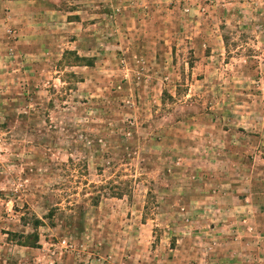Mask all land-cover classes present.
Instances as JSON below:
<instances>
[{
	"label": "rangeland",
	"instance_id": "obj_1",
	"mask_svg": "<svg viewBox=\"0 0 264 264\" xmlns=\"http://www.w3.org/2000/svg\"><path fill=\"white\" fill-rule=\"evenodd\" d=\"M0 264H264V0H0Z\"/></svg>",
	"mask_w": 264,
	"mask_h": 264
},
{
	"label": "trees",
	"instance_id": "obj_2",
	"mask_svg": "<svg viewBox=\"0 0 264 264\" xmlns=\"http://www.w3.org/2000/svg\"><path fill=\"white\" fill-rule=\"evenodd\" d=\"M74 61L79 62L82 61L81 64L85 66H92V57H85V56H76L74 55ZM37 220L34 221L36 223ZM36 237V235H35Z\"/></svg>",
	"mask_w": 264,
	"mask_h": 264
}]
</instances>
